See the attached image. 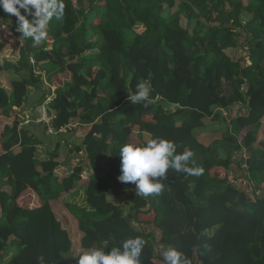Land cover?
Wrapping results in <instances>:
<instances>
[{
  "label": "trees",
  "instance_id": "1",
  "mask_svg": "<svg viewBox=\"0 0 264 264\" xmlns=\"http://www.w3.org/2000/svg\"><path fill=\"white\" fill-rule=\"evenodd\" d=\"M163 1L62 0V18L51 20L38 45L0 9L21 42L17 61L0 65L9 86L0 83V118L9 120L0 133V264H76L84 249L107 253L135 236L145 241L140 264H165L169 248L180 264H264V0H168L167 18ZM181 18L194 21L191 33ZM239 46L243 60L230 56ZM138 82L151 85L147 108L128 99ZM56 83L53 94L44 91ZM31 89L43 92L38 112L51 98L53 134L34 123L38 114L23 124L14 111ZM206 121L224 131L203 132ZM132 126L147 137L140 145ZM69 127L84 131L75 162L59 140L50 146ZM157 137L173 141L177 153L191 150L203 173L169 169L156 178L164 190L145 198L117 179L120 148ZM230 172L260 197L249 184L232 187ZM74 193L84 205H65L79 235L72 256L55 207Z\"/></svg>",
  "mask_w": 264,
  "mask_h": 264
},
{
  "label": "clouds",
  "instance_id": "2",
  "mask_svg": "<svg viewBox=\"0 0 264 264\" xmlns=\"http://www.w3.org/2000/svg\"><path fill=\"white\" fill-rule=\"evenodd\" d=\"M63 8L62 0H0V9L17 18V30L22 37L31 38L37 45L47 38L51 20L62 18ZM150 93L149 83L138 82L134 93L129 90L128 99L132 104H142L147 108L152 103ZM119 155L121 175L117 179L135 184L137 195L145 198L159 195L164 190L163 183L156 178L166 177L169 169L189 175L203 173V169L196 166L191 150L177 153V145L173 141L159 137L150 139L143 146L125 144L120 148ZM144 246V239L135 236L122 241L119 247H113L107 253L101 247H91L82 250L76 264H140L139 257ZM162 254L165 264H180V253L175 249L169 248Z\"/></svg>",
  "mask_w": 264,
  "mask_h": 264
},
{
  "label": "rangeland",
  "instance_id": "3",
  "mask_svg": "<svg viewBox=\"0 0 264 264\" xmlns=\"http://www.w3.org/2000/svg\"><path fill=\"white\" fill-rule=\"evenodd\" d=\"M179 1V0H177ZM243 4L247 3V0H242ZM161 5H163L164 7V17H168V15L170 14V12H172V10H169V4H168V0H165L161 3ZM15 17V16H13ZM243 21L245 20V16L242 17ZM95 25L99 23L98 19L94 20L93 22ZM181 26L184 29H187L190 33L192 32L195 23L194 21L191 22H187L185 19L181 18ZM12 21H6V20H0V41L1 43L4 45V50L2 51V53L0 54V65H2L3 63H15L18 59V52H19V48L21 46V42L18 40V38L15 36L14 31L12 29ZM135 30L137 32H143L144 28L142 27V25H137L135 27ZM244 40V34H241L240 36V43L242 44ZM243 47L239 46V48L235 49L233 52H230V56L233 59H244L243 56L244 54V50H242ZM6 72H9V74L13 75V71L12 70H8ZM7 76L5 75V72H0V83L1 85L8 89V80H7ZM43 79V77H42ZM50 91L52 94L54 93V91L57 89V83L54 86H49L47 84H45L44 86V91ZM51 98L48 97V99L40 106V109L44 108L43 110L46 112L48 111V104L50 102ZM39 103V102H38ZM38 103L37 106L34 105L32 110H28L25 111L23 110L22 112H19V110H14V111H18V114L21 116L22 120H25L27 118H31L32 114H38ZM30 106H32V102L29 100V98L27 99V101L25 102L24 108H29ZM237 116V113H236ZM14 116H12L11 120H13ZM9 121L5 118H1L0 119V133L2 132V129L4 127V124ZM24 124V121L22 122ZM206 128L204 130H202L203 132H211V131H224V125H220V124H213L209 121L205 122ZM70 130H66L64 131L62 135L58 136L56 138V140L52 141L50 143V146H53L54 144L57 143V141L59 140L61 142V154L65 155L67 152L71 155V157H69L68 159L70 160V162H75V160H81V157L84 155L83 153L81 154H74L72 152V149L79 145L81 142V137L82 134L84 133V131H81L80 129L77 130L75 133H72L71 128H67ZM129 131L131 132L133 141L137 144L140 145V142H144L147 140L146 136H143L142 138L140 137V132H139V128L137 126H132ZM60 137L62 140H60ZM247 153V152H246ZM102 163H104L105 159L101 160ZM223 174V173H222ZM233 173L230 172L228 174V177L231 176ZM243 176H245V173L243 174ZM248 184L252 187V189L255 192H259L260 194H262V190L260 189H255L252 182L247 179ZM259 194V195H260ZM31 199V198H30ZM66 203L69 204H73V205H78V206H83L84 205V200L83 197L80 193H74V194H70V196H67L66 198H64L63 200L57 202V206L55 207V214L56 217L62 222L63 226L65 229H67V231L70 234V238L73 241L74 245H73V249H72V256H75L76 254H78L79 249H78V233L76 231V221L73 219V217L70 215V213L68 212V210L66 209ZM152 219L149 216H146L143 218V221H151ZM168 228H170L169 226H167ZM155 239L159 238V234L156 232V234L154 233ZM184 253L187 257L191 256V251L185 247L184 249Z\"/></svg>",
  "mask_w": 264,
  "mask_h": 264
},
{
  "label": "built area",
  "instance_id": "4",
  "mask_svg": "<svg viewBox=\"0 0 264 264\" xmlns=\"http://www.w3.org/2000/svg\"><path fill=\"white\" fill-rule=\"evenodd\" d=\"M30 63L33 65V64H35L34 63V60L32 59V60H30ZM34 73L36 74V75H40V76H43V73H41L40 71H39V69H36L35 71H34ZM44 108H42V109H40V112L38 113L39 114V116H38V118H37V120L35 121L36 123H40L41 125H43L44 127H46L47 128V133L48 134H53L54 132H53V128H52V125H51V121H52V118H53V113H52V111H50L49 109H48V111H44L43 110ZM224 113V115H226V113L225 112H223ZM28 123V121H26L24 124H27ZM249 158V154L248 153H246V151L245 150H242L241 152H240V154H239V160H241L242 162H244L242 165H241V170L242 171H246L247 170V165L245 164L246 162V160ZM229 178V184L232 186V187H234V188H239L241 185H248V182L247 181H245V180H242L239 176H236L234 173L231 175V176H229L228 177ZM249 187V186H248ZM249 191H250V193L255 197V198H258V197H260V193L259 192H255V191H253L251 188H249ZM260 194V195H259Z\"/></svg>",
  "mask_w": 264,
  "mask_h": 264
},
{
  "label": "crops",
  "instance_id": "5",
  "mask_svg": "<svg viewBox=\"0 0 264 264\" xmlns=\"http://www.w3.org/2000/svg\"><path fill=\"white\" fill-rule=\"evenodd\" d=\"M42 94H43V92L38 91V90H33V89L29 90V93H28L29 96H28V98H29V100L32 102V106H30L29 108H23V109H20L19 112H22L23 110H25V111L32 110V108H33L34 105L37 106V103H38L39 100L41 99ZM34 107H35V106H34ZM37 108H38V107H37ZM17 116H20V115L18 114ZM38 116H39V114H38ZM0 119H1V118H0ZM26 121H28V122H29V121H30V122H34V120L31 119L30 117L27 118V119H25L24 123H25ZM34 123H36V122H34Z\"/></svg>",
  "mask_w": 264,
  "mask_h": 264
}]
</instances>
